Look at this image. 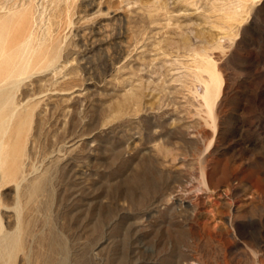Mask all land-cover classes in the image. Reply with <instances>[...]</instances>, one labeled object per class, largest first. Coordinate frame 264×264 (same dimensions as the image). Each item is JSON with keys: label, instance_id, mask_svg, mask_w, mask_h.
I'll use <instances>...</instances> for the list:
<instances>
[{"label": "rangeland", "instance_id": "374dc122", "mask_svg": "<svg viewBox=\"0 0 264 264\" xmlns=\"http://www.w3.org/2000/svg\"><path fill=\"white\" fill-rule=\"evenodd\" d=\"M0 1V13L26 4ZM224 1L96 0L87 7L77 0L72 7L64 43L79 29L109 25L103 39L73 40L76 58L65 71L75 67L83 104L70 97L46 113L31 158L52 174L40 214L51 216L68 264H264V0L233 44L213 50L225 77L214 135L206 136L213 126L192 62L194 49L222 35L218 24L238 23L225 21ZM32 4L42 20L36 26L44 24L50 0ZM48 100L44 107L55 101ZM80 136L71 148L70 137ZM147 176L154 187H145ZM172 185L181 189L171 198L174 212L159 199Z\"/></svg>", "mask_w": 264, "mask_h": 264}, {"label": "bare ground", "instance_id": "6f19581e", "mask_svg": "<svg viewBox=\"0 0 264 264\" xmlns=\"http://www.w3.org/2000/svg\"><path fill=\"white\" fill-rule=\"evenodd\" d=\"M76 1L50 0L47 20L37 26L36 22L40 17L34 16V0H26V4L0 13V264H68L67 256L58 255V251L64 249V244L53 228L51 216L47 213H43V216L40 214L42 204L47 203L51 197L52 174L48 167L36 169L31 158L35 146L44 136L46 113L53 111L58 102L68 101L70 97L78 105L83 104L82 86L74 83L77 78L75 67L65 71L69 65L73 66L72 61L76 58L71 55L75 49L72 46L73 40L83 39L87 33L92 36L99 34L98 38L103 39V32L109 25L108 22H101L88 31L79 29L72 39L64 43L66 38L63 40L65 32L62 34V25L73 22L72 7L74 9ZM84 1V6L87 7H93L97 3L96 0ZM259 2L262 0L224 1L219 9L222 10L225 21L238 20V23H230L229 29L218 24L222 35L210 46L194 49L191 58L195 63L196 77L202 85L199 95L203 99L206 120L213 126V131H206V136L216 132L215 108L225 84L222 67L214 58L213 50H224L226 40L229 44L235 42L240 26ZM40 15H43L41 11ZM43 17L46 16L41 18ZM82 18L85 19V15ZM130 19L131 16L127 15L126 20ZM40 21L37 23L40 24ZM59 81H65L69 85L52 88L53 83ZM49 98L55 101L48 100L51 103L47 102L44 107L43 103ZM75 111L77 112V108ZM70 139L72 143L69 146L73 148L82 137ZM212 142L213 139L210 138L208 145ZM202 176L205 181L204 170ZM144 182L146 188L155 186L151 176H147ZM168 188L159 199L162 208L174 212L176 200L171 198L174 199L181 189L188 190L187 184L181 189H177L175 185ZM187 204L198 205L191 200Z\"/></svg>", "mask_w": 264, "mask_h": 264}]
</instances>
